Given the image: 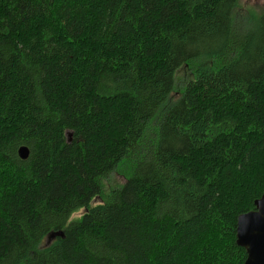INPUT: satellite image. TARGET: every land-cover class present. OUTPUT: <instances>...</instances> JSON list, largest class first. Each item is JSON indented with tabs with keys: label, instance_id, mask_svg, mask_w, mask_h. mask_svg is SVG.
Instances as JSON below:
<instances>
[{
	"label": "trees",
	"instance_id": "trees-1",
	"mask_svg": "<svg viewBox=\"0 0 264 264\" xmlns=\"http://www.w3.org/2000/svg\"><path fill=\"white\" fill-rule=\"evenodd\" d=\"M263 192L264 5L0 0V264H243Z\"/></svg>",
	"mask_w": 264,
	"mask_h": 264
},
{
	"label": "water",
	"instance_id": "water-1",
	"mask_svg": "<svg viewBox=\"0 0 264 264\" xmlns=\"http://www.w3.org/2000/svg\"><path fill=\"white\" fill-rule=\"evenodd\" d=\"M22 158H27L29 149H19ZM62 233L49 237V244ZM237 244L244 247L247 257L243 264H264V192L255 200V209L241 213L237 218Z\"/></svg>",
	"mask_w": 264,
	"mask_h": 264
},
{
	"label": "rangeland",
	"instance_id": "rangeland-1",
	"mask_svg": "<svg viewBox=\"0 0 264 264\" xmlns=\"http://www.w3.org/2000/svg\"><path fill=\"white\" fill-rule=\"evenodd\" d=\"M242 3L247 5H251V6H258V5H264V0H242ZM67 136H68V139L70 140L72 138V133L71 132H67ZM123 182V178L118 176V175H114L113 176V179H112V184H119ZM85 211V209H81L80 211L78 212H75L73 215H72V219H75V218H78L83 212ZM56 232L55 231H52L50 232L49 234H47V236L45 237L43 243H42V247H45L47 246V244H49L50 240H49V237L53 234H55Z\"/></svg>",
	"mask_w": 264,
	"mask_h": 264
},
{
	"label": "bare ground",
	"instance_id": "bare-ground-1",
	"mask_svg": "<svg viewBox=\"0 0 264 264\" xmlns=\"http://www.w3.org/2000/svg\"><path fill=\"white\" fill-rule=\"evenodd\" d=\"M247 252V251H246Z\"/></svg>",
	"mask_w": 264,
	"mask_h": 264
}]
</instances>
